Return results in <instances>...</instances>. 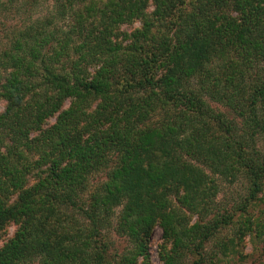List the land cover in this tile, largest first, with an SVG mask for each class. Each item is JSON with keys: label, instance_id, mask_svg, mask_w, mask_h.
<instances>
[{"label": "trees", "instance_id": "trees-1", "mask_svg": "<svg viewBox=\"0 0 264 264\" xmlns=\"http://www.w3.org/2000/svg\"><path fill=\"white\" fill-rule=\"evenodd\" d=\"M53 1L0 45V264H151L156 224L165 264L217 263L242 219L215 240L238 254L264 200V0ZM211 175L244 194L221 207Z\"/></svg>", "mask_w": 264, "mask_h": 264}, {"label": "rangeland", "instance_id": "rangeland-1", "mask_svg": "<svg viewBox=\"0 0 264 264\" xmlns=\"http://www.w3.org/2000/svg\"><path fill=\"white\" fill-rule=\"evenodd\" d=\"M54 12V1L53 0H42L41 4L36 7L32 13L25 12L24 9L21 10L16 16H0V45L3 42L6 34L9 30L13 29L14 26H23L25 23L29 24L32 21L37 19H44L45 17L51 15ZM140 23H135V26H139ZM130 27V26H125ZM4 108V101H0V111ZM101 177V176H97ZM211 179L206 181L207 187L212 185V177L215 180L217 176H210ZM215 181V186L212 191H217L215 197L216 201L219 202L220 206H232L237 202L241 195L244 194V185L243 184H229L225 181L218 180V183ZM217 185V188H216ZM187 214L191 219L190 224H193L198 218H200V213L198 212H189L186 210ZM255 215V220L260 222V230L252 232L246 236H243L244 239L241 241V244L238 246V254H231L228 257H223L221 252L217 251L215 247V240L225 239L228 240L230 237H239L240 231L242 229L243 223L242 219L232 223L230 226L224 228L221 233L219 232L217 237L214 240H211L207 246L206 250L213 252L215 258L221 257V260L217 263L208 261L206 264H264V200L261 201L256 207L252 210ZM238 218H236L237 220ZM16 230L14 224H10L7 227L5 233L0 235V247L11 237L13 236ZM163 227L160 224H156L152 236L149 242L151 264H165V261L161 257L162 251L165 249L170 250L172 247V241H166L163 235ZM108 240L111 244V251L113 254H120L124 252L127 248L130 247V241L128 236L116 232L114 229H110L107 233ZM187 255V254H186ZM244 256V258H242ZM198 255L188 254L183 258L185 264H196L194 261L198 259ZM139 264H142L143 257L138 258Z\"/></svg>", "mask_w": 264, "mask_h": 264}]
</instances>
